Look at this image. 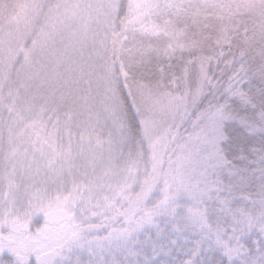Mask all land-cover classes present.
<instances>
[{
	"label": "snow or ice",
	"instance_id": "obj_1",
	"mask_svg": "<svg viewBox=\"0 0 264 264\" xmlns=\"http://www.w3.org/2000/svg\"><path fill=\"white\" fill-rule=\"evenodd\" d=\"M0 264H264V0H0Z\"/></svg>",
	"mask_w": 264,
	"mask_h": 264
}]
</instances>
